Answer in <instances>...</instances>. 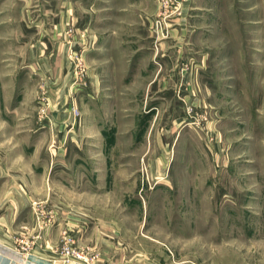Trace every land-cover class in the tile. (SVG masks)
I'll use <instances>...</instances> for the list:
<instances>
[{"label": "rangeland", "instance_id": "374dc122", "mask_svg": "<svg viewBox=\"0 0 264 264\" xmlns=\"http://www.w3.org/2000/svg\"><path fill=\"white\" fill-rule=\"evenodd\" d=\"M3 118L0 264H264V0H0Z\"/></svg>", "mask_w": 264, "mask_h": 264}, {"label": "crops", "instance_id": "0c3cea01", "mask_svg": "<svg viewBox=\"0 0 264 264\" xmlns=\"http://www.w3.org/2000/svg\"><path fill=\"white\" fill-rule=\"evenodd\" d=\"M7 122H8V120H6L5 118L0 119V126H2V124H6ZM2 171H3V168H0V176H1V174H2ZM4 235H5V234L0 233V237L4 238V237H5ZM3 236H4V237H3Z\"/></svg>", "mask_w": 264, "mask_h": 264}, {"label": "built area", "instance_id": "2783aa9c", "mask_svg": "<svg viewBox=\"0 0 264 264\" xmlns=\"http://www.w3.org/2000/svg\"><path fill=\"white\" fill-rule=\"evenodd\" d=\"M76 256L78 257V259H77L78 261H79V258L82 257V256H80L79 254L76 255ZM80 262H81L80 264H85V263H83L82 261H80ZM76 264H78V263H76Z\"/></svg>", "mask_w": 264, "mask_h": 264}]
</instances>
